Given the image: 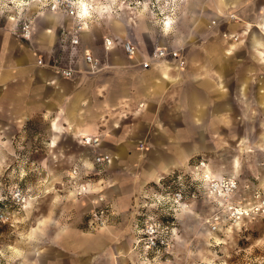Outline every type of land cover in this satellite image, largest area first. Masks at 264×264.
I'll return each instance as SVG.
<instances>
[{
	"label": "rangeland",
	"instance_id": "obj_1",
	"mask_svg": "<svg viewBox=\"0 0 264 264\" xmlns=\"http://www.w3.org/2000/svg\"><path fill=\"white\" fill-rule=\"evenodd\" d=\"M32 1L0 0V31L10 30L19 37L23 23L35 22L40 19L36 16L42 14L59 12L50 10V0H39L36 4ZM84 1L91 15L84 21L85 28L88 23L96 35L88 45L96 50L98 56H102L97 39L99 29L127 19L138 28L141 22L146 24L149 29L145 40L148 53L160 44L156 48H181L187 60L190 48L201 52V46L208 40L218 39L222 40V46L228 48L224 52L220 50L221 53L232 52L230 56L245 59L238 66L240 73L244 79L252 78L249 83L245 82L243 90L245 110L233 106L231 111L214 117V121L205 120L203 128H196L189 134L197 135V148L191 147L196 151L187 162L185 157L182 165L169 170L181 176L184 186L172 182L175 189L157 187L158 174V178L133 191L137 197L138 214H141L136 215V221L138 218L143 221L134 227L138 234L135 236L141 238L139 228L159 221L164 244L158 249H148L143 239L135 242L134 250L138 252H131L128 262L122 264H264V101L260 104L257 100L253 102V95L260 90L264 94V58L260 57L261 63L254 60V57L264 55V21L256 25L261 32V39L255 38L254 41L258 49L249 43L258 30L253 25L248 31L245 27L246 21L256 23L252 22L254 16L257 18L253 11L258 10V5L264 4V0H257L247 20L236 12L210 20L205 33L196 40L188 31L190 24L193 23V27L200 24L199 21L194 23L196 16L190 11V6L199 7V0ZM227 1L231 7L233 4ZM211 2L220 15L224 14L226 9L221 12L217 0ZM65 16L67 22L71 21L69 16ZM168 21H171L169 29L165 27ZM235 21L243 26L233 30L230 25ZM33 26L35 29L38 25L35 22ZM160 27L163 33L158 32ZM120 31L123 30L120 28ZM181 35L188 37L179 42L177 38L183 39ZM215 51L211 46L210 52ZM190 60H196V55ZM182 99L185 100L184 97ZM53 117L36 113L21 119L23 122L16 123L15 127L0 130V264H43L44 261L46 264H75V258L67 256V252L56 251L58 240L53 236L70 227L83 229L88 212L84 211L94 206L90 213L97 208L95 200L103 193L99 194L98 190H102L106 179L108 171L105 167L94 164L91 173L70 176L73 166H79L74 164L78 156L84 159L91 157L93 161L96 153L90 156L89 146L71 142L66 135L56 140V132L51 125L57 119L61 124V118L59 114ZM50 119L53 136L48 128ZM199 119L200 126L204 115ZM133 122L130 119L123 121V127L128 129L127 125ZM77 124L72 128L67 125L66 129L76 133ZM136 147L142 148L139 150L141 153L146 145L140 143ZM183 148L187 150L190 147ZM146 162L144 158L141 164L131 161L128 166L132 171L139 169L142 173ZM207 173L210 176L207 177ZM221 177L235 180L237 188L227 201L222 199L220 202L209 191L206 181ZM178 187L183 190V199L177 205L171 196ZM229 202L242 204L251 210L248 215L236 216L229 209ZM142 204H145L143 208L140 207ZM130 258L133 259L129 261Z\"/></svg>",
	"mask_w": 264,
	"mask_h": 264
},
{
	"label": "crops",
	"instance_id": "obj_2",
	"mask_svg": "<svg viewBox=\"0 0 264 264\" xmlns=\"http://www.w3.org/2000/svg\"><path fill=\"white\" fill-rule=\"evenodd\" d=\"M199 1L198 8L190 6V11L196 16L194 23H200L196 27L192 26L193 23L189 26L188 33L193 40L201 37L206 31L205 26L216 17L236 12L240 18L249 19L257 4V0H229L233 4L229 7L227 0H217L220 11L226 9L220 15L211 0ZM257 8L253 11L257 18L254 16L252 21L256 23L246 21L245 26L246 31L252 25L258 30V34L249 40L254 49H258L255 38L261 39L256 25L264 21L260 19L264 18V4ZM65 15L64 11H59L36 16L40 19L35 21L38 25L35 29V22L32 21V38L29 42L14 36L10 30L0 31V130L15 127L16 123L36 113L54 117L59 114L61 124L57 119L51 125L56 132V140L66 135L69 141L80 144V135L99 137V145L89 147L90 156L106 153L112 158L111 163L104 166L108 172L102 190H98L99 194L103 192L99 195L103 200H95L97 207L108 209L107 225L89 230L87 226L92 206L84 211L88 212L83 229L70 227L61 230L53 239L58 240L55 246L59 248L56 251L67 252V256L75 258V264H122L128 262L131 252H138L133 245L138 241L134 231L138 204L133 191L136 192L158 174L165 175L179 167L185 157L187 162L196 151L191 147L197 148V135L189 134L195 132L196 128H203L205 120L214 121V117L231 111L233 106L245 110L243 90L245 82L249 83L252 78L244 79L240 73L238 66L245 59L230 56L232 52L221 53L220 50L224 52L228 48L222 46V40L218 39L208 40L201 46V52L197 48V51L190 48L184 69L165 63L148 71L141 70L136 64L148 54L145 40L149 29L144 22L138 28L127 19H120V24L114 22L101 30L96 28L100 31L97 39L102 56H98L96 50L88 45V42L96 39L93 29L88 26L80 33L78 49L90 51L102 65H109V68L93 75L84 74L81 71L87 64L79 55L75 62L79 72L70 78L61 77L50 67L36 65V60L41 56L46 63L56 61L62 66L67 65L69 43L62 33L71 29L72 22H67ZM166 23L165 27L169 29L171 21ZM230 26L236 30L243 24L235 21ZM158 32L163 33L161 27ZM187 37L185 35L180 40L178 37L177 40L181 42ZM104 38L113 40V46L108 50L104 49ZM127 39L136 46V54L131 58L122 48L123 40ZM256 42L260 44L259 40ZM98 46H95L97 50ZM211 46L215 52H210ZM193 55H196V60L189 61ZM260 57L264 58V55L256 56L254 60L261 63ZM256 100L258 104L264 101L261 90L253 95V102ZM202 115L204 119L199 126ZM52 119L48 128L53 136L50 130ZM128 119L134 122L125 129L122 122ZM76 122L75 130L78 132L66 129L67 125L72 128ZM140 143L146 145L141 153L139 150L142 148L136 147ZM183 147L190 148L186 150ZM144 158L148 162L144 163L142 173L139 169L132 171L129 168L128 162L141 164ZM74 164L82 165V174L87 175L92 172L95 163L91 157L84 159L78 156ZM206 176H210V173Z\"/></svg>",
	"mask_w": 264,
	"mask_h": 264
},
{
	"label": "built area",
	"instance_id": "obj_3",
	"mask_svg": "<svg viewBox=\"0 0 264 264\" xmlns=\"http://www.w3.org/2000/svg\"><path fill=\"white\" fill-rule=\"evenodd\" d=\"M77 0H50L48 4H50V10L52 11H64L67 16L71 18L72 27L69 31L63 30L62 36L63 38L68 40L69 50H68V58L67 65L62 66L59 62L53 61L46 63L41 56H38L36 60V65L50 67L52 68L57 75L65 78H70L73 74L79 72L76 68L75 62L79 55L82 56L83 61L87 64V67L84 68L81 72L88 75H93L100 70L109 68V65H102L94 55L88 50H80L78 46L80 45V33L85 28H83V24L76 18L78 15V7ZM88 27V23L86 28ZM20 37L25 41H30L32 38V21L25 22L20 27ZM103 46L105 50L110 49L113 46V40L111 38L103 39ZM122 48L127 57H134L136 54V46L135 44L127 39L123 40ZM165 63H169L170 65H174L179 69H183L186 66V57L182 52L181 48H170V47H159L155 48L151 52L147 54L145 58L140 60L136 66L141 70H147L153 67V65H162ZM80 144L89 147H96L99 145V137L91 136V135H80L79 137ZM93 161L96 165L105 166L110 164L112 158L109 154L106 153H97L95 154ZM200 164L204 165L203 162ZM197 168V166H195ZM83 172L82 165L73 166L70 170L71 177H77ZM166 177L170 180V182H176L178 186H184L185 181L181 180V176L178 174H174V172H168V174L160 176V180H157V187L167 189V186H164L162 182V178ZM161 181V182H160ZM210 192L213 195H216L220 198V194H224L221 196V199H227L237 188V183L232 179L225 178H212L209 183ZM83 188V185H82ZM85 190V188H84ZM20 192L17 190L16 196L19 198ZM102 200V197L99 198ZM183 199V190L181 187H178L171 196V200L175 204H181ZM145 205V204H144ZM144 205H140V207H144ZM229 209L232 211V214L242 217L243 215H248L251 209L246 208L242 204H234L229 202ZM108 209L103 206H99L91 210L88 221V228L91 230H95L98 228L106 227L107 219H108ZM141 215V214H138ZM143 221L141 218H138L136 227H138ZM161 224L159 221H153L150 224H145L143 228H139L141 230L142 237L138 239L137 243H139L142 239L145 243V246L148 249H158L164 244V238L161 236L159 232Z\"/></svg>",
	"mask_w": 264,
	"mask_h": 264
},
{
	"label": "bare ground",
	"instance_id": "obj_4",
	"mask_svg": "<svg viewBox=\"0 0 264 264\" xmlns=\"http://www.w3.org/2000/svg\"><path fill=\"white\" fill-rule=\"evenodd\" d=\"M37 1H39V0H33L32 2H37ZM40 2V1H39ZM78 5H77V7H78V15H77V19L81 22V24H83V28H85V20H88V19H90L91 18V15H90V12H89V9H88V7H87V4L85 3V1L84 0H78V2H76ZM167 65V64H166ZM156 65H153V67H151L150 69H147V70H145V71H148V70H151L152 68H154ZM184 69V68H183ZM212 179V178H211ZM211 179H209V181H206V183H209L210 182V180ZM221 196H224V194H220V198H219V200H220V202L222 201V199H221Z\"/></svg>",
	"mask_w": 264,
	"mask_h": 264
},
{
	"label": "trees",
	"instance_id": "obj_5",
	"mask_svg": "<svg viewBox=\"0 0 264 264\" xmlns=\"http://www.w3.org/2000/svg\"><path fill=\"white\" fill-rule=\"evenodd\" d=\"M162 182H163V184L165 185V186H167V187H172V188H174L175 189V184H172V182H170V180L169 179H167L166 177H163L162 178ZM2 203H0V205H1ZM164 219H166L165 217H164ZM163 219V220H164ZM164 222H167L166 220H164Z\"/></svg>",
	"mask_w": 264,
	"mask_h": 264
}]
</instances>
